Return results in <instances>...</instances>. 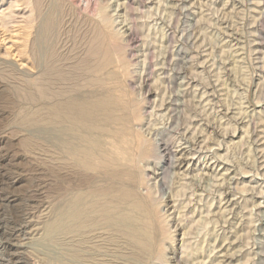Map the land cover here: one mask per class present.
<instances>
[{
	"label": "rangeland",
	"instance_id": "obj_1",
	"mask_svg": "<svg viewBox=\"0 0 264 264\" xmlns=\"http://www.w3.org/2000/svg\"><path fill=\"white\" fill-rule=\"evenodd\" d=\"M117 262L264 264V0H0V264Z\"/></svg>",
	"mask_w": 264,
	"mask_h": 264
},
{
	"label": "bare ground",
	"instance_id": "obj_2",
	"mask_svg": "<svg viewBox=\"0 0 264 264\" xmlns=\"http://www.w3.org/2000/svg\"><path fill=\"white\" fill-rule=\"evenodd\" d=\"M105 19H106V18H105ZM104 22H105V21H104ZM107 22H108V19H107ZM105 24H106V23H105ZM107 24L109 25V22H108ZM73 101H74V100H73ZM77 103H78V102H77ZM53 105H54V104H53ZM66 105H67V104H66ZM57 107H58V106H57ZM58 108H59V107H58ZM64 108H65V107H64ZM66 109H67V108H66ZM67 110H68V109H67ZM70 110H71V108H70ZM73 111H74V110H73ZM73 111H72V112H73ZM81 111H82V110H81ZM81 111H80V112H81ZM74 113H75V111H74ZM67 114H68V113H66V115H67ZM75 114H76V113H75ZM80 115H81V114H80ZM81 116H82V115H81ZM81 116H80V117H81ZM97 116H100V115L97 114ZM63 117H64V116H63ZM70 117H71V116H70ZM73 117H74V116H73ZM73 117H72V118H73ZM80 117H79V119H80ZM77 119H78V118H77ZM81 119H82V117H81ZM96 119H97V118H96ZM69 120H71V119H69ZM74 120H75V119H74ZM85 120H86V119H85ZM100 120H101V119H100ZM72 121H73V120H72ZM94 121H95V120H94ZM96 121H97V120H96ZM84 122H85V121H84ZM101 122H102V121H101ZM101 122H100L99 124H101ZM84 125H85V124H84ZM94 125H95V124H94ZM102 125H103V124H102ZM102 125H101V126H102ZM72 126H74V125H72ZM76 126H77V125H76ZM93 127H95V126H93ZM84 128H85V127H84ZM89 128H90V125H89ZM126 128H127V127H126ZM86 129H87V128H86ZM105 129H106V128H105ZM127 129H128V128H127ZM111 130H113V129H111ZM71 131H72V130H71ZM102 131H103V130H102ZM107 131H108V130H107ZM76 133H77V132H76ZM81 133H82V132H81ZM81 133H80V134H81ZM98 133H99V132H98ZM111 133H112V132H111ZM78 134H79V132H78ZM88 134H89V133H87L86 135L88 136ZM95 134H96V132H95ZM114 134H115V133H114ZM128 134H130V133H128ZM91 135H92V134H91ZM96 135H97V134H96ZM115 135H117V133H116ZM75 136H76V134H75ZM78 136H79V135H78ZM80 136L82 137V135H80ZM90 137H91V136H90ZM90 137H88V138H90ZM95 137H97V136H95ZM74 138H75V137H74ZM84 138H85V137H84ZM91 138L93 139V137H91ZM106 138H107V137H106ZM80 139H81V138H80ZM109 139H110V138H109ZM81 140H83V138H82ZM84 140H85V139H84ZM123 140H124V139H123ZM106 141H107V140H106ZM77 142H78V140H77ZM81 142H82V141H81ZM81 142H78V143H81ZM89 143H90V141H89ZM103 143H104V142H103ZM118 143H120V142H118ZM72 144H73V142H72ZM86 144H88V143H86ZM131 144H132V143H131ZM78 145H79V144H78ZM103 145H105V144H103ZM112 145H113V144H112ZM115 145H117V144L115 143ZM92 146H93V144H92ZM97 146H98V145H97ZM110 146H111V145H110ZM71 147H72V146H71ZM85 147H86V146H85ZM87 147H88V146H87ZM116 147H117V146H116ZM76 148H78V147H76ZM91 148H92V147H90L89 149H91ZM71 149H72V148H71ZM80 149H81V148H80ZM87 149H88V148H87ZM97 149H99V148H97ZM126 149H127V148H126ZM73 150H74V147H73ZM74 151L77 153L78 150H77V151L74 150ZM88 151H89V150H87V153H88ZM99 151H100V150H99ZM99 151H98V152H99ZM127 151H128V149H127ZM130 151H131V150H130ZM79 152H80V150H79ZM81 152H83V150H82ZM81 152H80V153H81ZM117 152H118V151H117ZM128 152H129V151H128ZM83 153H84V154H81V156H82V155H85V152H83ZM101 153H102V156H103V154L105 155V153H103V151H102ZM121 153H122V151H121ZM124 153H125V152L123 151V154H124ZM130 153H131V152H130ZM78 154H79V153H78ZM92 154H93V153H92ZM96 154H97V153H96ZM131 154H132V153H131ZM137 154H138V152H137ZM139 154H141V153H139ZM139 154H138V155H139ZM87 155H88V156H87ZM87 155H85V156H87V158H88L89 155H91V154H87ZM93 155H94V154H93ZM118 155H119V154H118ZM130 156H131V155H130ZM133 156H134V155L132 154V157H133ZM139 156H141V155H139ZM76 157H77V156H76ZM79 157H80V156H79ZM79 157H77V158H79ZM123 157H125V156H123ZM141 157H142V156H141ZM90 158H91V156L89 157V159H90ZM96 158H97V157H96ZM96 158H95V155H94V159H93V160L95 161ZM125 158H126V157H125ZM130 158H131V157H130ZM130 158H129V159H130ZM84 159H86V158H84ZM91 159H92V158H91ZM104 159H105V158H104ZM112 159H113V158H112ZM114 159H116V158H114ZM122 159H123V158H122ZM122 159H121L120 161H122ZM127 159H128V158H127ZM131 159H132V158H131ZM131 159H130V160H131ZM133 159H134V157H133ZM133 159H132V160H133ZM81 160H82V159H81ZM81 160L79 159V161H81ZM87 160H88V159H87ZM93 160H92L91 162H90V161H89V162H90L95 168L97 167L96 170H97V169L99 170L98 167H100V166H99V165H100V162H99V164H97V161H96L95 165L97 164L98 166H95V165L93 164V163H94ZM98 160L101 161L100 158H99ZM132 160H131V162H133ZM134 160H135V159H134ZM85 161H86V160H85ZM102 161H104V160L102 159ZM107 161H108V160H107ZM120 161L118 160V162H120ZM138 161H140V160H138ZM86 162L88 163V161H86ZM104 162H105V161H104ZM104 162H102V164H105V163H106V162H105V163H104ZM111 162H112V160H111ZM111 162H110V163H111ZM118 162H117V164H118ZM123 162H125V161L123 160ZM134 162H136V161H134ZM87 163H86V164H87ZM120 163L122 164V162H120ZM81 164H83V162H81ZM106 164H109V163L107 162ZM117 164H116V165H117ZM134 164H135V163H134ZM92 165L90 166V165L88 164L89 167L94 168V167H92ZM112 165H113V164H112ZM116 165H113L112 167L114 168ZM119 165H120V164H119ZM88 166H86L87 168L85 167L86 170H87V169H90V168H88ZM103 166L105 167L106 165H103ZM109 166H110V165H109ZM109 166H108V167H109ZM108 167H107V168H108ZM112 167H111V168H112ZM118 167H121V166H116V169H119ZM100 169H101V168H100ZM102 169H104V168H102ZM116 169L114 168L113 171L115 172ZM123 169H124V168H123ZM123 169L120 170V171H123ZM93 170H94V169H93ZM104 170H105V169H104ZM87 171H88V170H87ZM89 171H91V169H90ZM91 172H92V171H91ZM98 172H100V170H99ZM95 173H96V172H95ZM112 173H113V172H112ZM96 174H98V173H96ZM101 174H103V173H101ZM120 174H121V173H120ZM98 175H100V174H98ZM103 175H104V174H103ZM118 175H119V174H117V176H118ZM128 176H129V174H128ZM121 177H122V176H121ZM129 178H130V177H129ZM125 180H126V179H125ZM132 180H133V179H132ZM132 180H129V181H132ZM118 183H119V182H118ZM120 184H121V183H120ZM115 188H116V190H118V189H120V186H119V187L117 186V187H115ZM117 188H118V189H117ZM122 189H123V188H122ZM116 190H115V191H116ZM115 191H114V192H115ZM90 192H91V191H90ZM90 192H89V193H90ZM111 192H112V190H111ZM124 192H126V191L124 190ZM112 193H113V192H112ZM112 193H110V194H112ZM126 193H127V192H126ZM128 193H132V192H129V191H128ZM92 194H93V193L91 192V195H92ZM108 194H109V193H108ZM96 195H97V194H96ZM115 195H116V194H115ZM124 195H125V194L123 193V196H124ZM127 195H128V194H127ZM127 195H126V196H127ZM130 195H131V194H130ZM130 195H129V196H130ZM89 196H90V195H89ZM116 196H117V195H116ZM110 197H111V196H110ZM110 197H109V198H110ZM118 197H119V196H118ZM120 197H121V196H120ZM107 198H108V195H107ZM124 199H125V198H124ZM138 199H139V198H138ZM95 200H98V199H95ZM104 200H105V199H104ZM110 200H113V199H110ZM115 200H116V199H115ZM121 200H122V199H121ZM127 200H128V199H127ZM131 200H135V199H130V201H127V202H129V204H130ZM135 201H136V200H135ZM135 201H132V202H135ZM140 201H141V200H140ZM140 201H139V202H140ZM92 202H93V200H92ZM94 202H96V205L98 204V201H94ZM94 202H93V204H94ZM100 202H103V201H100ZM105 202H107V201H105ZM114 203H115V202H114ZM93 204H92V206H95V205H93ZM116 204H117V203H116ZM131 204H133V203H131ZM125 205H127V204L125 203ZM136 205H137V204H134L133 206H136ZM140 205L142 206V203H141ZM127 206H128V205H127ZM129 206H131V205H129ZM129 206H128V207H129ZM137 206H138V205H137ZM143 206H144V205H143ZM78 207H79V206H78ZM84 207H85V206H84ZM84 207H83V208H84ZM95 207H96V206H95ZM98 207L102 208L101 206H98ZM114 207H115V206H114ZM79 208H80V207H79ZM92 208H93V207H91V209H92ZM105 208H106V207H104L103 210H105ZM112 208H113V207H112ZM112 208H111V209H112ZM118 208H119V207H118ZM118 208H117V209H118ZM129 208H130V207H129ZM131 208H132V207H131ZM66 209L69 210V208H67V207H66ZM70 209H71V208H70ZM75 209H76V208H75ZM77 209H78V208H77ZM89 209H90V208H89ZM96 209H97V208H96ZM117 209H116V210H117ZM121 209H122V208H121ZM123 209H124V208H123ZM133 209H134V208H133ZM92 210H94V209H92ZM108 210H110V208L108 209V207H107V210L104 212V214H105L106 212L108 213ZM135 210H136V209H135ZM89 211H90V210H89ZM110 211L113 213L112 210H110ZM123 211H124V210H123ZM133 211H134V210H133ZM137 211H138V209H137ZM65 212H66V211H65ZM65 212H64V213H65ZM67 212H68V211H67ZM74 212H75V210H74ZM80 212L82 213V211H80ZM85 212H86V211L83 212V215L85 214ZM92 212H93V211H92ZM114 212L116 213L117 211H114ZM120 212H121V211H120ZM124 212H125V211H124ZM135 212H136V211H135ZM135 212H134V213H135ZM138 212L141 213L140 211H138ZM142 212H143V211H142ZM144 212H145V210H144ZM144 212H143V213H144ZM64 213H63V214H64ZM117 213H119V212H117ZM128 213H129V212H128ZM131 213H132V212H131ZM134 213H133V214H134ZM67 214L69 215L70 213H67ZM75 214H76V213H75ZM77 214H79V213H77ZM97 214H99V213H97ZM120 214H121V213H120ZM71 215H72V213H71ZM81 215H82V214H80V216H81ZM85 215H86V214H85ZM87 215H88V213H87ZM92 215L95 216L96 213H95V214L92 213ZM100 215H103V213L100 214ZM114 215H115V214H114ZM114 215H113V217H114ZM122 215H123V213H122ZM128 215H129V214H128ZM137 215H138V214H136V216H137ZM140 215H142V214H140ZM65 216H66V215H65ZM76 216H78V215H76ZM76 216H75V218H76ZM80 216H78V218H79ZM94 216H93V217H94ZM98 216H99V215H98ZM103 216H104V215H103ZM107 216H108V215H107ZM107 216H106V217H107ZM111 216H112V215H111ZM115 216H116V215H115ZM119 216H121V215H118V217H119ZM138 216H139V215H138ZM138 216H137V217H138ZM67 217H68V216H67ZM72 217L74 218L73 215H72ZM72 217H71V218H72ZM93 217H92V218H93ZM95 217H96V216H95ZM104 217H105V216H104ZM116 217H117V216H116ZM122 217L125 218V216H122ZM122 217H121V218H122ZM59 218H61V217H59ZM78 218H77V219H78ZM92 218H91V219H92ZM100 218H101V217H100ZM127 218H128V217H127ZM63 219H64V218H63ZM67 219H68V218H65L66 222H67ZM69 219H70V218H69ZM80 219H83V216H81ZM94 219H95V218H94ZM109 219H110V218H109ZM113 219H115V218H113ZM144 219H145V218H144ZM146 219H147V218H146ZM165 219H166V218H165ZM65 220H64V221H65ZM84 220H86V219L84 218ZM107 220H108V219H107ZM107 220H106V221H107ZM119 220H120V219H119ZM124 220H125V219H124ZM130 220H132V219H130ZM130 220H129V224H130ZM134 220H135V219H134ZM71 221L74 222V219L71 220ZM75 221H76V220H75ZM79 221H80V220H79ZM104 221H105V220H104ZM104 221H102V222L104 223ZM106 221H105V222H106ZM121 221H122V220H121ZM138 221H139V220H138ZM140 221H142V220H140ZM166 221H167V220H166ZM83 222H84V221H83ZM83 222L81 221V223H79V224H80L81 226H84V223H83ZM102 222H101V224H102ZM108 222H110V221H108ZM108 222H106V223H107V224H110V223H108ZM117 222H119V221L117 220L116 223H117ZM144 222H145V221H144ZM60 223H62V222H60ZM70 223H71V222H70ZM85 223H88V222L85 221ZM97 223H98V221H97ZM112 223H114V221H112ZM123 223H124V222H123ZM125 223H126V222H125ZM125 223H124V224H125ZM127 223H128V222H127ZM141 223H142V222H141ZM147 223H148V222H147V220H146V222H145L146 225H145V226H147V225L149 224V223H148V224H147ZM63 224H65V222L62 223V225H63ZM74 224H77V223L74 222ZM124 224H122V225H124ZM150 224H151V223H150ZM55 225H56V224H55ZM89 225H90L89 227H92L91 224H89ZM92 225H93V224H92ZM98 225H100V224H98ZM112 225H113V227H114V224H112ZM117 225H118V224H117ZM126 225H127V224H126ZM131 225H132V224H131ZM141 225H142V224H141ZM63 226H64V225H63ZM81 226H80V227H81ZM124 226H125V225H124ZM128 226H129V225H128ZM128 226L126 227V228H127V231H129V229L132 227V226H131V227L129 226L130 228H128ZM138 226H139V225H138ZM138 226H137V227H138ZM142 226H143V225H142ZM60 227H61V226H60ZM86 227H87V225H86ZM103 227H104V226H103ZM109 227H110V226H109ZM72 228H74V227H71V228L69 227V229L67 230L68 233H71V232H72ZM81 228H82V227H81ZM95 228H96V227H95ZM100 228H101V227H100ZM121 228L126 229L125 227H121ZM144 228H145V227H144ZM78 229H80V228H78ZM78 229H77V230H78ZM86 229H87V228H86ZM92 229H94V228L92 227ZM96 229H97V228H96ZM96 229H95V230H96ZM111 229H112V228H111ZM102 230H103V228H102ZM104 230H105V229H104ZM119 230H120V229H119ZM121 230H122V229H121ZM135 230H136V229H135ZM135 230H133V231H135ZM137 230H138V229H137ZM240 230H241V229H240ZM88 231H89V230H88ZM91 231H93V233H95L94 230H91ZM106 231H107V229H106ZM127 231H125L126 234L128 233ZM130 231H132V230L130 229ZM139 231H140V230H139ZM142 231H143V230H142ZM144 231H145V230H144ZM203 231H204V230H203ZM81 232H82V231H81ZM89 232H90V231H89ZM107 232H109V231H107ZM146 232H147V231H146ZM68 233H67V235H68ZM93 233L91 232L90 235L93 234ZM98 233H99V232H98ZM98 233H97L96 235H98ZM101 233H102V231H101ZM117 233H118V232H117ZM130 233H131V234H130ZM143 233H144V232H143ZM143 233H142V234H143ZM206 233H207V232H206ZM73 234H74V233H73ZM81 234H83V233H81ZM84 234H86V233H84ZM84 234H83V235H84ZM106 234H107V233H106ZM106 234H104V237H106ZM129 234L132 236L133 232H129ZM129 234H128V235H129ZM135 234H136V231H135ZM137 234H139V232H137ZM142 234H141V235H142ZM145 234H147V233H145ZM145 234H144V235H145ZM150 234H151V233H150ZM78 235H79V234H78ZM94 235H95V234H93L92 236H94ZM101 235H102V234H101ZM113 235H116V233H114ZM128 235H127V236H128ZM151 235H152V234H151ZM75 236H77V235H75ZM86 236H87V235H86ZM86 236H84V237H85L84 240H86ZM88 236H89V235H88ZM88 236H87V238H88ZM92 236H90L89 238L91 239ZM99 236H100V235H99ZM99 236H97V237H99ZM107 236H108V235H107ZM111 237H112V236H111ZM124 237H125V236H124ZM140 237H141L140 235H139V237H137V238H139V240L136 241V242H138V244H140L141 241H142V240L140 241ZM95 238H96V237H95ZM95 238H94V239H95ZM107 238H109V237H107ZM107 238H106V239H107ZM112 238H113V237H112ZM117 238H118V237H117ZM127 238H128V237H127ZM151 238H152V237H151ZM94 239H93V241H94ZM101 239H102V237H101ZM101 239H100V240H101ZM113 239H116V238H113ZM113 239H112V241H113ZM119 239H120V238H119ZM131 239H133V238L131 237ZM131 239H130V236H129V240H128V241H130ZM134 239H136V238H134ZM147 239H150V237H148ZM82 240H83V239H82ZM84 240H83V242L85 243ZM87 240H89V239H87ZM91 240H92V239H91ZM96 240H97V239H96ZM107 240H108V239H107ZM97 241H99V240H97ZM118 241H119V240H118ZM121 241H122V240H121ZM121 241H120V242H121ZM143 241L145 242L146 240L143 239ZM87 242H90V241H87ZM87 242H86V243H87ZM94 242H95V241H94ZM105 242H106V241H105ZM124 242H126V241H124ZM133 242H135V240L132 241V243H133ZM147 242H148V241H147ZM91 243H92V241H91ZM102 243H103V241H102ZM102 243H100V245H101ZM121 243L124 244L123 242H121ZM79 244H80V243H79ZM81 244H82V243H81ZM92 244H93V243H92ZM94 244H97V242L94 243ZM94 244H93V245H94ZM108 244H110L109 241H108ZM108 244H106V245H108ZM125 244H127V243H125ZM128 244H129V243H128ZM128 244H127V246H128ZM130 244H131V243H130ZM130 244H129V245H130ZM133 244H134V243H133ZM93 245H92V246H93ZM100 245H99V246H100ZM140 245H141V247H142V245H144V244H140ZM95 246H97V245H95ZM109 246H110V245H109ZM113 246H114V245H113ZM116 246H117V243H116ZM116 246H115V247H116ZM131 246H133V245H131ZM146 246H147V245H146ZM146 246H145V249H147ZM150 246H151V242H150ZM81 247H82V246H80V249H81ZM83 247H86V246H83ZM89 247L91 248V245H90ZM97 247H98V246H97ZM97 247H96V248H97ZM101 247H103V245H102ZM101 247H98V248H101ZM106 247H107V246H106ZM118 247H119V246H118ZM120 247H121V244H120ZM122 247H123V246H122ZM141 247H140V248H141ZM147 247H148V246H147ZM219 247H220V246H219ZM90 248H89V249H90ZM104 248H105V247H104ZM110 248H111V247H110ZM123 248H124V247H123ZM123 248H122V249H123ZM125 248H126V247H125ZM125 248H124V250H125ZM133 248H134V246H133ZM106 249H107V248H106ZM112 249H114V248H112ZM122 249H121V250H122ZM143 249H144V248H143ZM86 250H87V249H86ZM92 250H93V248H92ZM94 250H95V249H94ZM102 250H103V249H102ZM110 250H111V249H110ZM114 250H116V249H114ZM114 250H112V251L115 252ZM125 251H126V250H125ZM122 253H124V252L122 251ZM115 255H116V254H115ZM124 255L126 256V252H125ZM197 256H198V255H197ZM108 260L110 261V259H108ZM214 261H215V260H214ZM108 263H109V262H108ZM116 264H118V262H117Z\"/></svg>",
	"mask_w": 264,
	"mask_h": 264
}]
</instances>
